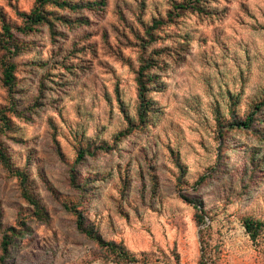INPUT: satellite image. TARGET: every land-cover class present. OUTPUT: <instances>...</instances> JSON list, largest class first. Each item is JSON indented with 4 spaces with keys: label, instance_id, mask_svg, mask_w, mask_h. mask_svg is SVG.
<instances>
[{
    "label": "rangeland",
    "instance_id": "374dc122",
    "mask_svg": "<svg viewBox=\"0 0 264 264\" xmlns=\"http://www.w3.org/2000/svg\"><path fill=\"white\" fill-rule=\"evenodd\" d=\"M183 1L0 0V264H264V0Z\"/></svg>",
    "mask_w": 264,
    "mask_h": 264
},
{
    "label": "trees",
    "instance_id": "16d2710c",
    "mask_svg": "<svg viewBox=\"0 0 264 264\" xmlns=\"http://www.w3.org/2000/svg\"><path fill=\"white\" fill-rule=\"evenodd\" d=\"M36 1L39 4L37 9L34 10L30 15H24L25 22L27 24L26 27L23 29L24 31L25 30H30V31L33 30L34 26L41 24L45 20L42 8L45 5H47L49 2H51L52 0H36ZM206 4H207V0H185L182 3H176L175 2L173 8L175 11L192 10V11H197L198 13H201V11H203ZM172 14H173V12L170 11L169 12V18H172ZM162 22H163L162 20L155 21L152 28L157 29L161 24H163ZM2 30H3V34L0 37V48L7 51V50H9L8 45L11 43V40L14 37L13 29L5 21H3ZM151 67H152V62L146 61L145 65L139 71L138 87H139V96L141 99L140 110H139V119H140L141 124L145 123L146 115H147L146 114L147 102L145 100L146 85H145V81H144V76H145L146 71L148 69H150ZM3 68H4V74H3L4 75V85H5V87L8 88V90L10 92H12L13 84L15 81L14 71H15L16 65L14 63H8L5 61L3 63ZM263 107H264V101L261 104L256 106L254 114H252L243 123V127L245 129H248L251 126V123L253 122V117L256 115V112L261 110ZM3 114L4 113L0 112V120H1V122L4 123L5 116ZM130 133H131V131L128 130L126 134L129 135ZM86 154H87V151L81 150L78 154L76 164L81 163L84 160ZM0 162L9 174L19 181L21 189H22V196L24 197V199L27 202H29L31 205L36 206L37 203L33 199V197L31 196L29 188H28L27 176L24 173L19 172V171H15L13 169V167L9 163L7 156L3 152V148L1 146H0ZM202 180H204V178H202ZM202 180H200V183L203 182ZM71 181H72L73 185H76V177L74 175V170L72 171ZM66 208H67V210H69L75 214H78L79 225L81 226V216L79 215L78 211H76V209L74 207L73 208L72 207H66ZM245 226H246L247 231L255 239L257 237L259 229L262 227V223L249 218V219H246ZM16 233L17 232H16L15 228H8L4 231L2 244H1V249L3 252V256L1 257L2 262H6V257L9 254L10 246L12 245L13 237L15 236ZM87 234H88V236H92V233L89 231ZM99 243L102 247L110 250L114 255H116L118 257H125L126 256L125 253H120L122 251V249L120 248L119 245H117L115 243H106V242H102V241H99ZM3 264H5V263H3Z\"/></svg>",
    "mask_w": 264,
    "mask_h": 264
}]
</instances>
